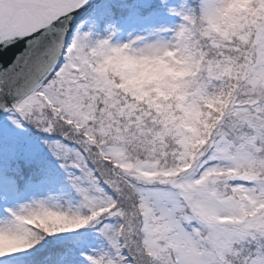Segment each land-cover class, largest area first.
<instances>
[{
	"label": "snow or ice",
	"instance_id": "snow-or-ice-1",
	"mask_svg": "<svg viewBox=\"0 0 264 264\" xmlns=\"http://www.w3.org/2000/svg\"><path fill=\"white\" fill-rule=\"evenodd\" d=\"M0 264H264V0H0Z\"/></svg>",
	"mask_w": 264,
	"mask_h": 264
},
{
	"label": "rangeland",
	"instance_id": "rangeland-1",
	"mask_svg": "<svg viewBox=\"0 0 264 264\" xmlns=\"http://www.w3.org/2000/svg\"><path fill=\"white\" fill-rule=\"evenodd\" d=\"M128 38H129V37H128L127 34L118 37V39H120V40H127ZM54 195H55V194H54ZM50 202H51V203H56L57 200L54 199V200H51ZM58 202L61 203V204H63L64 206H68V203H69V197H67V196L60 197ZM73 202H74V201H73Z\"/></svg>",
	"mask_w": 264,
	"mask_h": 264
},
{
	"label": "trees",
	"instance_id": "trees-1",
	"mask_svg": "<svg viewBox=\"0 0 264 264\" xmlns=\"http://www.w3.org/2000/svg\"><path fill=\"white\" fill-rule=\"evenodd\" d=\"M124 35H126V34H124Z\"/></svg>",
	"mask_w": 264,
	"mask_h": 264
}]
</instances>
